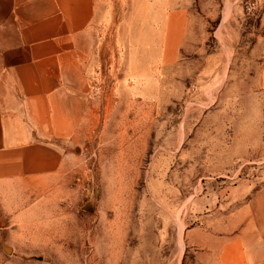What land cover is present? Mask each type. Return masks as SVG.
Returning <instances> with one entry per match:
<instances>
[{"label":"rangeland","instance_id":"rangeland-1","mask_svg":"<svg viewBox=\"0 0 264 264\" xmlns=\"http://www.w3.org/2000/svg\"><path fill=\"white\" fill-rule=\"evenodd\" d=\"M93 4L59 168L0 177V264H264V0Z\"/></svg>","mask_w":264,"mask_h":264},{"label":"crops","instance_id":"crops-1","mask_svg":"<svg viewBox=\"0 0 264 264\" xmlns=\"http://www.w3.org/2000/svg\"><path fill=\"white\" fill-rule=\"evenodd\" d=\"M93 19V0H0V177L7 184L59 168V139L79 121L72 95L84 88ZM183 38L180 30L165 46L166 64ZM257 82L264 87V59Z\"/></svg>","mask_w":264,"mask_h":264}]
</instances>
